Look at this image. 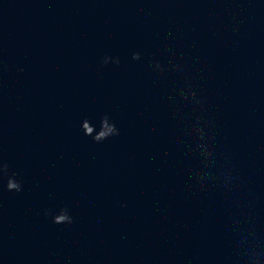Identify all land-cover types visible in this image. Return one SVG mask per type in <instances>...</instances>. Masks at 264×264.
<instances>
[{"label": "water", "instance_id": "1", "mask_svg": "<svg viewBox=\"0 0 264 264\" xmlns=\"http://www.w3.org/2000/svg\"><path fill=\"white\" fill-rule=\"evenodd\" d=\"M0 264H264V0H0Z\"/></svg>", "mask_w": 264, "mask_h": 264}, {"label": "clouds", "instance_id": "2", "mask_svg": "<svg viewBox=\"0 0 264 264\" xmlns=\"http://www.w3.org/2000/svg\"><path fill=\"white\" fill-rule=\"evenodd\" d=\"M139 58H140V53H138V52L133 53V59H139ZM156 64H157V67L160 68V71L161 72H164L165 71V69L160 65L159 61H156ZM57 219L58 220L59 219H62V217L61 218H57Z\"/></svg>", "mask_w": 264, "mask_h": 264}]
</instances>
